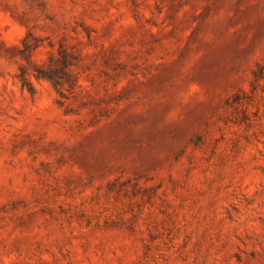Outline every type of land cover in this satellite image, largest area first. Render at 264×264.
I'll return each mask as SVG.
<instances>
[{
	"label": "rangeland",
	"instance_id": "rangeland-1",
	"mask_svg": "<svg viewBox=\"0 0 264 264\" xmlns=\"http://www.w3.org/2000/svg\"><path fill=\"white\" fill-rule=\"evenodd\" d=\"M0 264H264V0H0Z\"/></svg>",
	"mask_w": 264,
	"mask_h": 264
},
{
	"label": "trees",
	"instance_id": "trees-1",
	"mask_svg": "<svg viewBox=\"0 0 264 264\" xmlns=\"http://www.w3.org/2000/svg\"><path fill=\"white\" fill-rule=\"evenodd\" d=\"M22 44L24 45V49L22 51V55L28 64H31L32 61L30 59L29 52L32 50V45L27 44L24 39ZM60 60L57 61V66L52 67L51 60L47 67H35L33 69L32 74L37 79H43L49 81L54 88L57 89L59 93H63V91L70 90L74 87V76L67 70L69 65L68 56L66 51L63 49L59 50ZM21 80V79H20Z\"/></svg>",
	"mask_w": 264,
	"mask_h": 264
}]
</instances>
